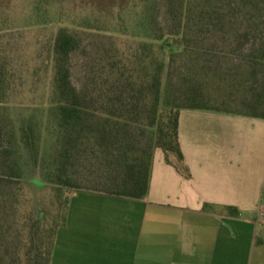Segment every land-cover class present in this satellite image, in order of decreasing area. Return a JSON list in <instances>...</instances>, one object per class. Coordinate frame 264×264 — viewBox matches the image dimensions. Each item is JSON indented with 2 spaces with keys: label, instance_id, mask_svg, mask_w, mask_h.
<instances>
[{
  "label": "trees",
  "instance_id": "1",
  "mask_svg": "<svg viewBox=\"0 0 264 264\" xmlns=\"http://www.w3.org/2000/svg\"><path fill=\"white\" fill-rule=\"evenodd\" d=\"M140 6L138 47L120 50L110 41L104 50L108 65L99 62L81 88L72 79V59L83 48V36L62 27L54 37L46 103L50 152L42 157L41 137L27 117L18 157L15 135L1 118L0 264H51L66 219V192L83 190L72 168L85 156L98 165L97 179L105 185L97 192L142 199L156 150L182 176L192 177L179 138L183 109L264 119V0H140ZM3 36L0 108L9 104L13 89ZM17 157L33 165L42 158L43 179L56 191L62 223L45 224L37 206H29L30 176Z\"/></svg>",
  "mask_w": 264,
  "mask_h": 264
},
{
  "label": "crops",
  "instance_id": "2",
  "mask_svg": "<svg viewBox=\"0 0 264 264\" xmlns=\"http://www.w3.org/2000/svg\"><path fill=\"white\" fill-rule=\"evenodd\" d=\"M190 179L153 157L145 198L70 194L51 264H264V119L183 109Z\"/></svg>",
  "mask_w": 264,
  "mask_h": 264
},
{
  "label": "rangeland",
  "instance_id": "3",
  "mask_svg": "<svg viewBox=\"0 0 264 264\" xmlns=\"http://www.w3.org/2000/svg\"><path fill=\"white\" fill-rule=\"evenodd\" d=\"M140 10V0H0V33L4 35L2 38L13 71L10 102L0 108V120H5L7 128L15 135L18 157L21 156L20 140L27 117H31L33 130L41 137L42 157L52 147V143L45 141L49 136L46 103L52 78L49 48L58 31L66 27L78 31L84 38L83 48L72 59V79L81 88L100 66L99 62L108 65L104 50L110 48V41L120 50L138 47L134 26ZM160 15L165 20V8L160 9ZM18 157L30 176L26 189L29 206L33 203L37 206V213L45 217V224L62 223V207L59 209L57 204L56 191L43 179L42 158L33 165V160L25 163L26 158ZM84 159L72 168V178L83 186V190L103 189L105 185L97 179L100 175L98 165L89 155ZM36 180L40 183L34 191ZM78 190L81 189L69 188L66 192L68 200L71 192ZM65 209L67 219L68 206Z\"/></svg>",
  "mask_w": 264,
  "mask_h": 264
},
{
  "label": "water",
  "instance_id": "4",
  "mask_svg": "<svg viewBox=\"0 0 264 264\" xmlns=\"http://www.w3.org/2000/svg\"><path fill=\"white\" fill-rule=\"evenodd\" d=\"M37 183H40V182L38 180L35 181V190L34 191H36Z\"/></svg>",
  "mask_w": 264,
  "mask_h": 264
}]
</instances>
